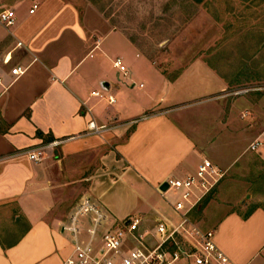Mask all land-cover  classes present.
Listing matches in <instances>:
<instances>
[{
  "label": "crops",
  "instance_id": "crops-1",
  "mask_svg": "<svg viewBox=\"0 0 264 264\" xmlns=\"http://www.w3.org/2000/svg\"><path fill=\"white\" fill-rule=\"evenodd\" d=\"M24 2L0 0L16 16L0 26V74L27 67L0 98V264H62L72 242L61 227L76 212L82 236L93 225L85 203L102 215L100 229L135 214L152 226L174 214L159 189L167 179L194 174L204 159L225 174L251 154L264 163V89L234 93L252 83L226 80L200 58L168 81L73 1ZM91 121L107 129L91 133ZM61 139L39 162L24 153ZM253 207L201 225L214 228L228 264H264V208Z\"/></svg>",
  "mask_w": 264,
  "mask_h": 264
},
{
  "label": "rangeland",
  "instance_id": "rangeland-1",
  "mask_svg": "<svg viewBox=\"0 0 264 264\" xmlns=\"http://www.w3.org/2000/svg\"><path fill=\"white\" fill-rule=\"evenodd\" d=\"M70 1L82 16L101 20L104 31L124 33L168 81L200 58L226 80L252 83L236 92L264 86V0ZM253 206L264 208V163L255 154L249 155L243 170L223 176L195 207L193 218L211 226L217 216L232 210L243 214Z\"/></svg>",
  "mask_w": 264,
  "mask_h": 264
},
{
  "label": "built area",
  "instance_id": "built-area-1",
  "mask_svg": "<svg viewBox=\"0 0 264 264\" xmlns=\"http://www.w3.org/2000/svg\"><path fill=\"white\" fill-rule=\"evenodd\" d=\"M37 5H33L29 14H33ZM16 16L13 9L0 8V26L5 29L14 27ZM23 47L17 42L15 48ZM10 60H5L8 64ZM113 67L126 75L127 70L120 58H115ZM27 67L15 66L8 71L9 79L0 74V98L10 85L22 76ZM256 90L264 86L253 87ZM247 90H241L240 93ZM91 95L103 97L100 92L92 91ZM113 103L112 96H107ZM136 122L135 120L132 123ZM107 129L105 125L89 122L88 131L99 133ZM64 139L54 140L47 145L26 149L24 153L33 162H39L48 146H57ZM257 143H252L254 150ZM225 171L204 159L194 174L183 178H169L165 181L167 188L161 191L165 202L169 203L173 217L158 215L152 226L145 225L143 218L129 215L105 229L98 227L102 215L91 204L85 203L82 209L94 213L93 225L85 234H80L76 212L61 231L69 234L72 251L62 264H228L226 254L215 242L214 228H203L193 217L195 207L223 179ZM168 196V197H167Z\"/></svg>",
  "mask_w": 264,
  "mask_h": 264
},
{
  "label": "water",
  "instance_id": "water-1",
  "mask_svg": "<svg viewBox=\"0 0 264 264\" xmlns=\"http://www.w3.org/2000/svg\"><path fill=\"white\" fill-rule=\"evenodd\" d=\"M106 84H107V83H106ZM166 188H167V184H166L165 182L162 183V184L160 185V187H159V189H160L161 191H165Z\"/></svg>",
  "mask_w": 264,
  "mask_h": 264
},
{
  "label": "trees",
  "instance_id": "trees-1",
  "mask_svg": "<svg viewBox=\"0 0 264 264\" xmlns=\"http://www.w3.org/2000/svg\"><path fill=\"white\" fill-rule=\"evenodd\" d=\"M254 209V207H252V209H250L249 211H247L242 217L246 218L248 216V214Z\"/></svg>",
  "mask_w": 264,
  "mask_h": 264
}]
</instances>
